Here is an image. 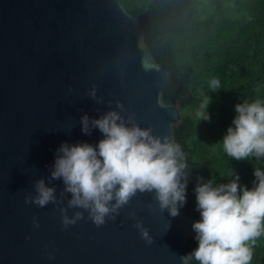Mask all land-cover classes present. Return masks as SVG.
<instances>
[{
  "label": "water",
  "instance_id": "water-1",
  "mask_svg": "<svg viewBox=\"0 0 264 264\" xmlns=\"http://www.w3.org/2000/svg\"><path fill=\"white\" fill-rule=\"evenodd\" d=\"M151 29L150 9L134 15L120 0H0V264H185L198 220L182 207L176 217L161 212L154 193L137 192L99 227L87 212L63 227L60 207L69 194L59 206L25 203L36 180L47 183L62 143L103 139L98 129L81 131L85 113L120 111L119 101L125 118L174 138L181 110L164 99L171 66L150 51ZM93 85L103 103L88 97ZM185 171L188 185L192 170ZM53 185L59 197L63 181Z\"/></svg>",
  "mask_w": 264,
  "mask_h": 264
},
{
  "label": "clouds",
  "instance_id": "clouds-1",
  "mask_svg": "<svg viewBox=\"0 0 264 264\" xmlns=\"http://www.w3.org/2000/svg\"><path fill=\"white\" fill-rule=\"evenodd\" d=\"M219 84L218 79H213L212 91ZM87 95L103 103L95 85ZM209 103L210 98L202 105L205 110L197 113L200 120L210 119L206 111ZM108 104L110 107L111 101ZM116 108L120 111L109 110L99 118L87 113L81 116V131L90 136L93 129H98L103 139L96 145L62 143L56 150L47 183L45 178L36 180L35 194L25 196L26 204L59 206L69 194L66 206L60 207L65 228L84 219L85 212L97 227L106 219L115 220L137 192L154 193L161 212L179 215V209L186 204L185 169L189 168L181 146L173 137L156 136L152 128H141L132 114L125 118L121 115L124 105L119 101ZM235 112L234 127H228L222 140L227 155L237 161L264 157V105L259 100L243 102L235 105ZM228 176H234L229 183L214 186L209 180L195 188L201 219L192 224V229L198 247L181 257L185 264L193 259L199 264H251L252 245L264 235V171L255 168L251 189L240 185L239 175L233 171ZM55 180H62L64 185L59 197L55 185L48 186ZM69 209L77 210L69 216ZM130 215L135 217L134 212ZM33 224L39 227L36 217ZM135 227L147 243H152L142 221L137 220Z\"/></svg>",
  "mask_w": 264,
  "mask_h": 264
},
{
  "label": "trees",
  "instance_id": "trees-1",
  "mask_svg": "<svg viewBox=\"0 0 264 264\" xmlns=\"http://www.w3.org/2000/svg\"><path fill=\"white\" fill-rule=\"evenodd\" d=\"M120 1L134 15L150 9L149 49L159 63L171 66V83L163 96L181 110L174 140L192 170L182 209L199 221L198 183H229L233 171L239 184L251 189L255 168L264 171V157L237 161L222 143L228 127H234L235 105L257 100L264 105V0ZM213 79L220 81L215 91ZM209 98L210 119L200 120L197 113L205 110L202 105ZM188 246L191 252L198 247L195 237ZM252 250L251 264H264V235Z\"/></svg>",
  "mask_w": 264,
  "mask_h": 264
}]
</instances>
